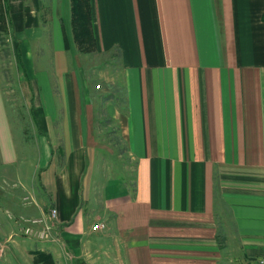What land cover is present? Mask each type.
I'll return each instance as SVG.
<instances>
[{"label":"crops","instance_id":"0c3cea01","mask_svg":"<svg viewBox=\"0 0 264 264\" xmlns=\"http://www.w3.org/2000/svg\"><path fill=\"white\" fill-rule=\"evenodd\" d=\"M4 5L42 136L25 153L0 79V177L33 197L2 211L0 193V214L55 207L57 264H258L264 0H90L95 64L70 0ZM3 227L0 240L19 232Z\"/></svg>","mask_w":264,"mask_h":264},{"label":"rangeland","instance_id":"374dc122","mask_svg":"<svg viewBox=\"0 0 264 264\" xmlns=\"http://www.w3.org/2000/svg\"><path fill=\"white\" fill-rule=\"evenodd\" d=\"M14 47V34L10 26V19L8 16H6V29L0 30V79L3 85L6 100L8 102L9 112L13 117L15 124L18 126L17 130L15 129V127L13 129L14 136L19 140L24 139L27 141L24 144L23 149L25 153L33 157L34 154L36 155V150L39 148L36 147L35 143L37 141L35 140L38 138L41 139L42 132L38 129L36 125V119L32 113L33 102L30 92V79L29 77L25 76L24 71L23 69H21L19 63L18 66H15V63L17 62V60L19 62L20 58L14 51ZM80 51L85 58H87L89 61H93L92 64H95L100 60L98 59V56H96L95 50ZM95 84L96 87L100 85V83ZM99 123H102L100 124V133L103 132L109 140L113 141L117 145L116 149L120 151L122 146L120 144V141L118 140L116 131L112 130L113 125H110V122H108L106 118H101ZM33 141H35V143L31 145L30 143H32ZM61 148L62 146H54L52 149L58 159L62 157H60ZM103 156L104 154H100L97 156V158H103ZM113 162L114 167H119L118 165L121 163V158H116ZM116 174L118 175L119 179L124 176L123 172H121L120 170H117ZM0 191L1 198L5 201H10V203L6 202L1 206L2 211L7 208L12 211L14 210L13 212H15V208H10L13 204L18 206L22 203V205L25 206L33 202L32 195L26 191H19L14 186L13 181L9 177H0ZM17 212L21 215L15 217H30V215H27V213H25L22 209ZM5 213H7V211ZM0 215V223L4 224L5 227H3V229L5 233L7 232L8 234H10L14 226H16V222L14 221V219L5 217L3 214ZM11 239H13L14 242H11ZM11 239L9 237H1L0 244H2V246L0 245V249H9L12 254L11 257L7 256V259H5L3 263L35 264V251H43L51 255L53 264H57L51 252H49V250H52L53 248L52 246L47 245L46 242L48 241H40L33 238H27L20 232H17V235L12 236ZM55 250H62V247L60 248L59 246H56ZM48 263L50 264V261Z\"/></svg>","mask_w":264,"mask_h":264},{"label":"trees","instance_id":"16d2710c","mask_svg":"<svg viewBox=\"0 0 264 264\" xmlns=\"http://www.w3.org/2000/svg\"><path fill=\"white\" fill-rule=\"evenodd\" d=\"M71 25L73 36L80 50L91 51L95 49V39L91 23L90 0H70ZM264 18V14H262ZM6 29V11L4 0H0V30ZM35 264H50L52 258L49 253L35 251ZM53 264V263H52Z\"/></svg>","mask_w":264,"mask_h":264},{"label":"built area","instance_id":"2783aa9c","mask_svg":"<svg viewBox=\"0 0 264 264\" xmlns=\"http://www.w3.org/2000/svg\"><path fill=\"white\" fill-rule=\"evenodd\" d=\"M7 216L14 219L17 224L18 231L27 238L48 242L58 238V227L55 221L56 209L53 206H49L46 211L35 216L15 217L10 212H7ZM103 226L104 223H96L93 225V229H100ZM258 264H264V256L259 258Z\"/></svg>","mask_w":264,"mask_h":264}]
</instances>
